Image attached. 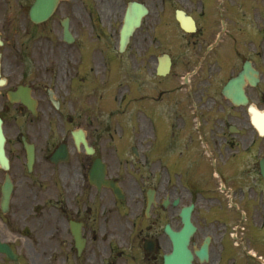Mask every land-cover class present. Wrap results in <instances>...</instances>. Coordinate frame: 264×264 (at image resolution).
Returning <instances> with one entry per match:
<instances>
[{
    "label": "flooded vegetation",
    "instance_id": "af4514ba",
    "mask_svg": "<svg viewBox=\"0 0 264 264\" xmlns=\"http://www.w3.org/2000/svg\"><path fill=\"white\" fill-rule=\"evenodd\" d=\"M36 1L0 0V239L16 255L0 264H166L189 207L192 264H245L264 241V0H57L35 21ZM133 2L147 12L120 52ZM116 71L169 142H97Z\"/></svg>",
    "mask_w": 264,
    "mask_h": 264
},
{
    "label": "rangeland",
    "instance_id": "374dc122",
    "mask_svg": "<svg viewBox=\"0 0 264 264\" xmlns=\"http://www.w3.org/2000/svg\"><path fill=\"white\" fill-rule=\"evenodd\" d=\"M111 38H113V42H117L118 35L116 31L115 34L111 33ZM131 54L133 55L132 58H139V53L137 50H131ZM113 58L114 57L111 56L112 61H114ZM133 63L134 62L132 60V64ZM113 64L115 66H118L120 64V61L117 60V62H113ZM113 77L111 78V127L107 121V117H105L104 112L101 110L99 115V135L97 138V142H169L167 140L171 137L169 136V138L167 139V133H165L164 141H160V139L158 138L160 137V135L157 134L154 130L155 126L150 125L145 117H143L141 112H139V102L137 103V101H131L128 107L126 106V101L121 100L119 102L121 96H124L125 94H127L129 98L132 97L136 90V84L126 79V76L119 71H116ZM129 78H133L136 80L138 78V73L133 77L129 76ZM124 79L126 80L125 83H123ZM113 98L115 99L114 102ZM147 111L149 110H146V112ZM165 122L166 120L164 118V123ZM143 126L146 128V132H143ZM176 132L177 131L175 130V132L172 133V137H179ZM179 134H181V139L179 137L180 140L178 139L173 142H184V131L179 130ZM252 235V233H249L247 239L251 238ZM252 239L254 240L251 242L246 241V243H250L252 245L251 247L255 249L256 254H262L261 256L264 257L263 238L259 233H256L254 236H252ZM244 245L246 249L249 248V245L245 243L243 244V246ZM244 261L245 264H263L262 262H258L255 258H250L249 260Z\"/></svg>",
    "mask_w": 264,
    "mask_h": 264
},
{
    "label": "water",
    "instance_id": "95a60500",
    "mask_svg": "<svg viewBox=\"0 0 264 264\" xmlns=\"http://www.w3.org/2000/svg\"><path fill=\"white\" fill-rule=\"evenodd\" d=\"M38 7L41 8V10L44 13L47 14L50 13V9L47 7V4H45V2L42 0L38 1ZM140 21H141V14L139 13L125 19V23L123 24L121 29V37H120L121 49L124 48V46L129 40V36L133 32L134 28L140 24ZM261 132L263 131L261 130ZM4 143H5V136L3 134L2 125L0 121V163L3 164L5 167H8V160L5 156ZM7 195L8 194L6 193V197ZM182 215H183L184 227L181 229L179 233H172L174 250H173V254L169 257V259L177 260L179 264H190V260H191L189 254L190 252L187 248V244L189 241L191 230L193 229V225L190 221L189 213L186 210L182 212ZM0 250L6 251L9 255L11 254V250L8 248V246L6 244H2L1 242H0ZM171 263L173 262L171 261L167 262V264H171Z\"/></svg>",
    "mask_w": 264,
    "mask_h": 264
},
{
    "label": "bare ground",
    "instance_id": "6f19581e",
    "mask_svg": "<svg viewBox=\"0 0 264 264\" xmlns=\"http://www.w3.org/2000/svg\"><path fill=\"white\" fill-rule=\"evenodd\" d=\"M143 132H146V128L143 126Z\"/></svg>",
    "mask_w": 264,
    "mask_h": 264
}]
</instances>
